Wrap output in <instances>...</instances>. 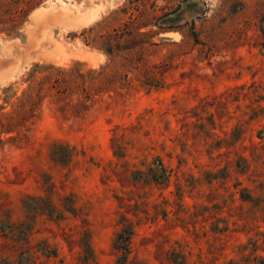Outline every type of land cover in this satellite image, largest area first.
Segmentation results:
<instances>
[{
	"label": "rangeland",
	"instance_id": "1",
	"mask_svg": "<svg viewBox=\"0 0 264 264\" xmlns=\"http://www.w3.org/2000/svg\"><path fill=\"white\" fill-rule=\"evenodd\" d=\"M0 5V264H264V0Z\"/></svg>",
	"mask_w": 264,
	"mask_h": 264
},
{
	"label": "trees",
	"instance_id": "2",
	"mask_svg": "<svg viewBox=\"0 0 264 264\" xmlns=\"http://www.w3.org/2000/svg\"><path fill=\"white\" fill-rule=\"evenodd\" d=\"M3 6L0 5V25L3 26H9V25H14L15 22H17L18 17L22 16L24 14V8L22 11V14L15 15L16 13H10L9 9H2ZM263 35H264V30H263ZM164 171V170H161ZM129 239V232L124 235L123 233L118 236V241H119V247L122 248L124 251H126L127 247V242Z\"/></svg>",
	"mask_w": 264,
	"mask_h": 264
}]
</instances>
